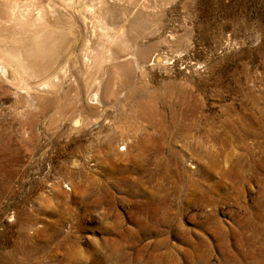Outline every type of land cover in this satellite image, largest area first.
I'll use <instances>...</instances> for the list:
<instances>
[{
	"label": "rangeland",
	"instance_id": "374dc122",
	"mask_svg": "<svg viewBox=\"0 0 264 264\" xmlns=\"http://www.w3.org/2000/svg\"><path fill=\"white\" fill-rule=\"evenodd\" d=\"M53 1L54 87L0 88V264H264V0Z\"/></svg>",
	"mask_w": 264,
	"mask_h": 264
},
{
	"label": "bare ground",
	"instance_id": "6f19581e",
	"mask_svg": "<svg viewBox=\"0 0 264 264\" xmlns=\"http://www.w3.org/2000/svg\"><path fill=\"white\" fill-rule=\"evenodd\" d=\"M59 1V6L67 8L79 0ZM56 4L53 0H49L47 5L42 4L41 0H0V88L4 94L14 89L16 94L36 97L39 90L54 87L52 79L59 77L55 67L64 55L67 44L59 23L61 16L59 18L52 14L56 11ZM90 10L95 12L94 8ZM104 33L108 43L115 41L113 34ZM86 55L83 54L84 60L87 59ZM159 58L157 54L154 60ZM224 135L225 141L235 138L234 133ZM246 161L248 163L243 168L253 171L255 156L247 154Z\"/></svg>",
	"mask_w": 264,
	"mask_h": 264
}]
</instances>
